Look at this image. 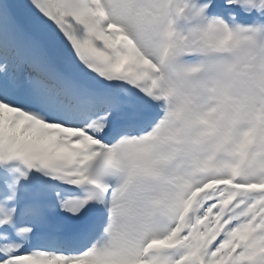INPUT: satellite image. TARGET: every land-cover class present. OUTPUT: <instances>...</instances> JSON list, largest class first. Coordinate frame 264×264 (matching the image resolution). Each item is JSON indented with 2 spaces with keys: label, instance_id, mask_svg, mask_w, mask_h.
Here are the masks:
<instances>
[{
  "label": "snow or ice",
  "instance_id": "snow-or-ice-1",
  "mask_svg": "<svg viewBox=\"0 0 264 264\" xmlns=\"http://www.w3.org/2000/svg\"><path fill=\"white\" fill-rule=\"evenodd\" d=\"M196 7L264 22V3ZM168 16V0H0V264H264V73L222 123L194 105L174 132L154 92ZM198 125L243 163L193 177Z\"/></svg>",
  "mask_w": 264,
  "mask_h": 264
},
{
  "label": "clouds",
  "instance_id": "clouds-1",
  "mask_svg": "<svg viewBox=\"0 0 264 264\" xmlns=\"http://www.w3.org/2000/svg\"><path fill=\"white\" fill-rule=\"evenodd\" d=\"M249 7L264 0H243ZM168 24L157 36L158 64L155 98L161 104V120L176 133L193 111L210 122H223L222 103L227 106L249 94L250 81L264 73V22L221 24L205 16L196 0H168ZM176 48L201 55L194 65L171 57ZM186 145V165L193 177L213 174L218 166L243 163L240 149L222 140L204 125Z\"/></svg>",
  "mask_w": 264,
  "mask_h": 264
}]
</instances>
